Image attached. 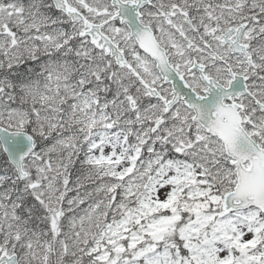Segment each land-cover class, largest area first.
Masks as SVG:
<instances>
[{
	"label": "snow or ice",
	"instance_id": "1",
	"mask_svg": "<svg viewBox=\"0 0 264 264\" xmlns=\"http://www.w3.org/2000/svg\"><path fill=\"white\" fill-rule=\"evenodd\" d=\"M0 264H264V0H0Z\"/></svg>",
	"mask_w": 264,
	"mask_h": 264
}]
</instances>
